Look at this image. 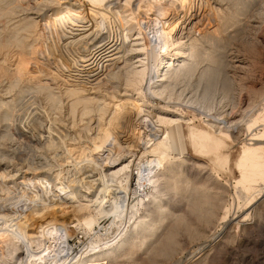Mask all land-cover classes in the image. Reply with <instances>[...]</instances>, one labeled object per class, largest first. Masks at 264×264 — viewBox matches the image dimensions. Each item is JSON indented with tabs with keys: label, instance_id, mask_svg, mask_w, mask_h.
Listing matches in <instances>:
<instances>
[{
	"label": "bare ground",
	"instance_id": "bare-ground-1",
	"mask_svg": "<svg viewBox=\"0 0 264 264\" xmlns=\"http://www.w3.org/2000/svg\"><path fill=\"white\" fill-rule=\"evenodd\" d=\"M10 1L0 0V7L5 9L3 4ZM14 2L16 13L25 12L19 19L17 15L11 29L17 25V34L22 29L29 37H40L50 23L62 35L65 59L72 57L78 64L65 73L69 79H62L57 95L51 91L53 83L47 85L53 78L44 74L51 79L45 86L38 83L39 78L26 88L46 94L51 101L43 104L46 134L34 135L42 140V148L52 152L57 146L49 143L71 129L79 138L68 139L67 151L60 150L58 158L69 156L78 162L68 173L67 168L63 182L56 185L61 173L50 175L49 161L42 163L45 167L40 165L46 170L28 165L17 177V171L10 172L13 180L26 182L15 197L9 196L15 188L7 184L8 171H0V264H160L183 250L182 235L190 243L200 240L184 262L197 264L219 239H233L222 227L232 213L238 212V220L244 222L264 215V197L257 190L264 164V77L261 81L255 77L256 83L247 85L240 74L255 73L258 63L255 31L259 30L254 29L263 20V8L256 7L259 0H196L186 9L181 8L183 0ZM247 3L256 9L248 12ZM11 5L8 8L14 13ZM4 9L0 13L8 15ZM252 9L253 16L247 18ZM114 29L113 37L107 39ZM21 36L17 42L24 50L28 39ZM35 36L31 43L38 42ZM12 39L16 41L14 35ZM11 85L4 86V93ZM18 92L8 99L3 97L7 93L0 95L1 137H11L9 126L20 114ZM56 125L63 130L52 129ZM49 138L54 140L48 142ZM65 160L62 164L68 163ZM81 162L91 166L82 170L77 167ZM193 166L206 174L203 180L190 178L188 170ZM101 176L137 195L132 204L122 200L126 208L119 209L114 225L110 222L103 233L94 227L100 220L102 200L95 203L86 189L77 193L84 185L90 189ZM16 200L26 203L13 205ZM35 200H39L40 215ZM179 203H184L183 208ZM68 209L72 213L65 216ZM73 239L86 244L81 251H74ZM137 256H143L142 261Z\"/></svg>",
	"mask_w": 264,
	"mask_h": 264
},
{
	"label": "rangeland",
	"instance_id": "rangeland-1",
	"mask_svg": "<svg viewBox=\"0 0 264 264\" xmlns=\"http://www.w3.org/2000/svg\"><path fill=\"white\" fill-rule=\"evenodd\" d=\"M15 0H11L10 2H8V5H11L13 2H14ZM32 0H30V2H31ZM190 1V2H189ZM189 1H185V0H183V2L181 3V8L182 9H186V7H187V4L188 3H190V5L191 4H193L194 5V3L196 4V0H189ZM243 2H245L246 0H242ZM260 2H257L256 3V7L257 6H260L261 8H263V20H262V22L264 23V4L262 3V1L261 0H259ZM15 4H16V2H14ZM12 4L11 6L13 7V10H14V13H15V15H14V13L12 12V9H10V8H8V7H10V6H8V5H6V4H3V5H5V6H7L6 8H8V9H4V7H0V10H1V8H2V10L4 9L5 11H7V12H5L6 14H8V15H2L1 13V15L0 16H2L1 18H0V28H3V29H0V37H3V39H7V42L9 41V40H12V41H10V43L8 42H6L5 43V41L2 39V40H0V64H1V66L3 65V66H5V67H1L0 68V89L1 88H3V89H1L0 90V95H2V94H5V93H7V95L5 94L3 97L5 98H11V97H15L16 96V94H17V92L18 93H20L21 94V96H19V100H18V105L20 106V107H18L19 109H18V113H20V114H16L17 116H14L13 117V120L11 121V125L9 126V132L12 134L11 135V137H1L0 136V171H2V170H4L5 169V171H8V172H6V173H9V176H10V178H8V176H7V178H6V180H8L7 181V184L9 185V187H11V188H15V189H13L12 190V192H10V197H15L16 196V194H19L17 191H21V190H24V188H25V185H26V182L24 181V179H21V178H19V179H21V181L19 180V179H16V180H13L14 178H13V176H11L10 175V172H12L11 174L12 175H14V173L16 174V177L17 176H19L20 174H21V172H24L25 170H28L27 168V166L28 165H30V166H32V165H37L36 167L35 166H32V167H29V168H31V169H36V170H39V171H42V170H46L45 168H43L42 169V167H45L46 165L45 164H47L48 163V161H49V163L47 164L48 166H47V168H49V169H47L48 170V173L50 174V175H53L54 173H56L57 171L59 172V173H61L60 175H59V178H58V180H57V182L55 183V185L56 184H59V183H61V182H63V181H61L60 179L62 178V176H66L67 175V173L70 171V170H72L73 168L72 167H74L75 165H76V162H78V161H76L77 159H74V158H72V157H70L69 158V156H66V157H63L62 159H61V157H59L58 158V156H61L62 155V153L60 152V150H62V152H63V149H64V151H67V149H66V147H67V145L69 144V142L70 141H68V139L69 140H74L75 138H79V137H77L78 136V133L77 132H75V133H73V131H70L71 129H69V131L67 130L66 131V134H65V136L63 137V138H58L57 140H54V138H51V139H53L54 141H57V142H51L50 140V138H49V141L48 142H51V143H49V145L51 144V145H54L55 144V146H59L58 148L57 147H55L54 148V153H53V151L51 152V150H48V149H45V148H42L43 146H42V144H41V142H42V140L40 139V140H38V138L36 137V136H34V135H45L46 134V132H45V126H46V124H48V122H47V120L45 119V116L44 115H46V113L47 112H45V110H46V106H44L43 104H45L46 103V101H47V103H50L51 101H49L48 100V97L46 96V94H41V92H38L37 93V91H35L33 88H31V90H27V89H30V88H27V86L28 87H33V85L32 84H34V82H37L38 80L37 79H39V81H38V83H42L43 84V86H45L44 84H46L47 82H48V80L50 81L51 79H47V77L49 78H53L50 82H48V84L47 85H49V86H51L52 85V83H53V85L51 86V91L52 92H55V94L57 95L58 94V92L60 91V90H62V84L61 83H63L62 81V79H66V80H68L67 78H66V75H65V73L69 70V69H72V67L75 65V64H77L76 62H75V60L74 59H72V57H67L66 59L67 60H69V61H67L66 59H65V57H64V55H63V52H62V48H63V44H64V42L62 41L63 39H62V35L60 36L59 34V32L57 31V30H55V28L53 27V26H51L50 25V23H48L47 24V26H45V29H43L41 32L42 33H45V34H42L40 37H39V35H37V36H35V38H36V40L35 41H37L38 40V42H34V43H36V45H33L34 43H31L32 42V38L34 39V36L32 35L31 37H29V36H27L28 35V32H24V30L23 31H21L19 28L17 29V30H20V33H21V35H22V33H23V37H24V39L25 38H27L28 40H26V43H27V45H26V48L23 50L22 48H24V46L23 45H19V43L17 42V37L19 36H21V35H19V34H17L16 32H15V28H17L16 26L17 25H15V27H13L14 29H11V27L12 26H14L13 24H16L15 22H16V20H17V15H18V19L22 16V14L25 12V11H21V12H18V13H16L17 11H16V7L15 6H13V5H15V4ZM32 3V2H31ZM30 3V4H31ZM186 3V4H185ZM248 3L249 4H253V3H251V1L249 2L248 1ZM247 3V4H248ZM28 4H29V2H28ZM248 4V7H246L247 9V11L249 12V10L248 9H250L251 10V8H253L254 10L256 9V8H254L255 6L254 5H249ZM259 4H261V5H259ZM251 6H253V7H251ZM11 7V8H12ZM184 7V8H183ZM15 8V9H14ZM252 9V11H250V13H248L247 12V18H248V16H250V15H252L253 14V12H254V10ZM31 11V10H30ZM13 13V15H12V13ZM2 13H4V11H2ZM4 13V14H5ZM11 14V15H10ZM21 14V15H20ZM249 14V15H248ZM5 16V17H4ZM14 16V17H13ZM253 16V15H252ZM252 16H251V18H252ZM10 17V18H9ZM4 18V19H3ZM8 18V19H7ZM2 19V20H1ZM253 19V18H252ZM251 19V20H252ZM5 20V21H4ZM9 20H13V22L12 21H9ZM15 20V21H14ZM4 22V23H3ZM8 22V23H7ZM260 23L261 25H259V28H256V29H254V31L255 30H259V31H263V32H261V33H263L264 34V24L263 23ZM7 23V24H6ZM250 23V22H249ZM248 23V24H249ZM252 24H253V21L251 22ZM1 24H4V27H3V25H1ZM6 25H9V26H6ZM250 25V24H249ZM6 26V27H5ZM19 27V26H18ZM52 27V28H51ZM260 27L262 28V30H260ZM5 28V29H4ZM6 28H8V29H6ZM5 30V31H4ZM7 30V31H6ZM10 30V32H8ZM12 30V31H11ZM26 31V30H25ZM56 31V33L55 34H53L54 32ZM114 31H115V29L114 30H112V31H110L111 32V34L109 33L107 36V39L108 38H110V36L111 37H113V35H114ZM259 31H255V37H256V39L257 38H259V39H257V41H259V46L256 44L255 46H256V48H257V50H260V51H258V55H257V62L258 63H256V70H255V73H253V74H248L249 73V71H243L242 73H240L241 74V76H242V78L244 77V82L247 84V85H253V84H255L256 82V78L259 80V81H261V78L263 79V77H264V36H263V34L261 35V33L259 32ZM3 32L5 33V34H3ZM7 32H8V34L9 35H7ZM19 32V31H18ZM49 32V33H48ZM257 32H259L258 33V35H257ZM15 33H16V35L17 36H15ZM27 33V34H26ZM116 33V32H115ZM53 34V35H52ZM4 35H5V37H7V38H5L4 37ZM13 35H14V37H16V41H13ZM24 35H26V36H24ZM59 35V37H57V36ZM21 36V37H22ZM39 37V38H38ZM44 37V38H43ZM263 37V38H262ZM46 38V39H45ZM53 38V39H52ZM261 38H262V40H261ZM39 40H41L40 41V43H39ZM49 40V41H48ZM58 40V41H57ZM261 40V41H260ZM1 41H4V43H1ZM53 44H52V43ZM63 42V43H62ZM15 43V44H14ZM29 44V45H28ZM21 46H22V48H21ZM31 46L33 47V49H32V51L28 48V47H30L31 48ZM60 46V47H59ZM17 47H18V49H17ZM19 47L22 49V50H20L19 51ZM36 47V48H35ZM35 48V49H34ZM47 49V50H46ZM56 49V50H55ZM25 51V52H24ZM19 52V53H18ZM23 52V53H22ZM30 52H32L31 53V55H30ZM61 52V53H60ZM261 52V53H260ZM9 53V54H8ZM24 54L23 56H20V55H22V54ZM35 53V54H34ZM260 53V54H259ZM19 54V55H18ZM26 54V55H25ZM61 54V55H60ZM30 55V57H28ZM259 56V57H258ZM21 57H22V59H21ZM25 57H26V59H25ZM27 57L29 58V60L27 59ZM63 57V58H62ZM23 58L25 59V60H27V61H23ZM32 59V60H31ZM60 59H63V61L62 60H60ZM259 59H260V61H259ZM18 60H22V62H20V61H18ZM31 60V61H30ZM37 60V61H36ZM46 60V61H45ZM65 60L67 61V62H65ZM72 60V61H71ZM74 60V61H73ZM34 62V63H33ZM36 62V63H35ZM24 63V64H23ZM38 63V64H37ZM64 63H66V64H64ZM69 63H71V64H69ZM23 64V65H22ZM21 65V66H20ZM35 65V66H34ZM64 65H66V66H64ZM78 65V64H77ZM46 66V67H45ZM22 67V68H21ZM67 67V68H66ZM38 68H40V69H38ZM41 68H43V69H41ZM47 68H48V70H47ZM74 68V67H73ZM6 71H5V70ZM20 69V70H19ZM25 69V70H24ZM49 69H52V70H50L49 71ZM1 70H4L3 72L1 71ZM15 70V71H14ZM19 70V71H18ZM24 70V72H21V71H23ZM30 70H32V71H30ZM29 71H30V74H29ZM41 71V72H40ZM259 71V72H258ZM13 72H16V73H13ZM36 74H35V73ZM2 73H4V74H2ZM12 73V74H11ZM18 73V74H17ZM23 73V74H22ZM32 73H34V74H32ZM14 74H16V75H14ZM22 75V77H21V75ZM40 74H41V76H40ZM47 76L46 78H45V76ZM47 74V75H46ZM53 74V75H52ZM4 75V76H3ZM10 75V76H9ZM24 75H26L25 76V78L26 79H28V80H26V79H24ZM28 75H30V78H31V80H29L30 78L28 77ZM35 75V76H34ZM38 75H39V77H38ZM54 75H56V76H54ZM256 75V76H255ZM12 76H14L13 78H14V81H13V78H12ZM36 77V78H33V77ZM263 76V77H262ZM9 77H11L12 79H10ZM44 77V78H43ZM56 77V78H55ZM256 77V78H255ZM33 78V79H32ZM42 78H43V81H42ZM55 78V79H54ZM2 79V80H1ZM35 79H36V81H35ZM45 79H47V80H45ZM59 79V80H58ZM11 80V81H10ZM15 80H17V81H15ZM18 80H20V81H18ZM32 81V82H31ZM41 81V82H40ZM21 82V83H20ZM55 82V83H54ZM61 82V83H60ZM11 83H12V85H11ZM17 83V84H16ZM57 83V84H56ZM8 84V85H7ZM20 84V85H19ZM31 84V85H30ZM41 84V85H42ZM12 86L11 87V89L9 88L8 90H7V92H5L4 93V86ZM30 85V86H29ZM20 86V87H19ZM22 86V87H21ZM5 87V88H6ZM27 88V89H26ZM61 88V89H60ZM22 89V90H21ZM54 90V91H53ZM3 92V93H2ZM11 92V93H10ZM22 92V93H21ZM24 93V94H23ZM23 94V95H22ZM54 94V95H55ZM12 95V96H11ZM42 96H45V97H42ZM1 97V96H0ZM45 98V100H43ZM52 97H50V99H51ZM21 100V101H20ZM52 100V99H51ZM45 101V102H44ZM62 101H64L65 103H63ZM66 99L64 100V98L61 100V105H62V107H64L65 105H66ZM24 104V105H23ZM24 107H26V108H24ZM31 108V109H30ZM22 109V110H21ZM24 109H26V110H24ZM63 109V113H64V108H62ZM42 111H44V113L42 112ZM39 113V114H38ZM22 114V115H21ZM44 114V115H43ZM19 116H21V117H19ZM16 117V118H15ZM24 117V118H23ZM26 117V118H25ZM188 117H190L189 115H188ZM29 119V120H28ZM17 120V121H16ZM22 121V122H21ZM17 124H18V126H17ZM25 124V125H24ZM3 126H2V123L0 122V134H2V130H3V128H2ZM49 127H52L51 125H49ZM59 128L58 130H60V131H62L63 130V128H62V126H58V125H56L55 127H53L52 129H54V128ZM56 128V129H57ZM33 129V130H32ZM82 129V128H81ZM55 130V129H54ZM53 131V130H52ZM38 132V133H37ZM54 132V131H53ZM62 133V132H61ZM71 133H72V136H73V139H71ZM77 133V134H76ZM152 134V133H151ZM27 135V136H26ZM81 135V134H80ZM153 135V134H152ZM13 137V138H12ZM3 138V139H2ZM37 140H36V139ZM47 138V137H46ZM5 139V140H4ZM56 139V138H55ZM59 139H62V140H59ZM64 139V140H63ZM36 140V141H35ZM65 140H67V141H65ZM76 140V139H75ZM3 142V143H2ZM34 142V143H33ZM37 142V143H36ZM60 142H62V143H60ZM31 144V145H30ZM37 144H39V145H37ZM58 144H62V145H58ZM64 144V145H63ZM66 146V147H65ZM14 148V149H13ZM57 148V149H56ZM37 149V150H36ZM12 150H14V151H12ZM40 150V151H39ZM22 151V152H21ZM50 151V152H49ZM2 152L3 153H6V154H2ZM263 152V151H262ZM60 153V154H59ZM65 153V155H67L66 153L67 152H64ZM63 153V154H64ZM2 154V155H1ZM55 154V155H54ZM4 155V156H3ZM6 155V156H5ZM51 155H54V156H51ZM259 155H261V154H258V155H256V156H259ZM45 157H47V158H45ZM52 157V158H51ZM28 158V159H27ZM65 158H68V159H70V160H65ZM51 160V161H50ZM55 160V161H54ZM65 160V162H68V163H64V164H62L63 163V161ZM96 160H98V159H96ZM46 161V162H45ZM69 161H71V162H73V163H70ZM74 161H76V162H74ZM24 162H26V163H24ZM57 162L58 163H60L59 165L57 164ZM93 162H96V161H93ZM28 163V164H27ZM42 163H45V164H42ZM52 164V165H49V164ZM264 163V162H263ZM39 164V165H38ZM55 164V165H54ZM75 164V165H74ZM92 164H95V165H97V166H95L94 165V167H97V168H99V167H101V165H98V162H96V163H92ZM42 167H41V166ZM71 165V166H70ZM84 165V166H83ZM50 166V167H49ZM87 166H88V168H87ZM91 165L88 163H85V164H83V162H81V164H79V166H77V167H85V169H89V167H90ZM264 164H261V171H262V176H263V178H261V186L259 187V189H257V190H259V194H260V198H262V195H263V197H264ZM5 167V168H4ZM35 167V168H34ZM39 167H40V169H39ZM8 168V169H7ZM18 168V169H17ZM53 168V169H52ZM64 168V169H63ZM67 168H68V170H67ZM70 168H72V169H70ZM92 168V167H91ZM50 169H52V170H50ZM100 169V168H99ZM64 171V172H61V171ZM66 170H67V173H66ZM82 170H83V168H82ZM81 170V171H82ZM194 170V171H193ZM21 171V172H20ZM192 171H193V174H192ZM19 173V174H18ZM66 173V174H65ZM188 173L189 174H191L190 175V178L191 179H193V180H196V179H194L195 178V176L197 177V180H203V175L205 176L206 174L205 173H203L200 169H198L197 168V166H193L191 169H189L188 170ZM196 173V174H195ZM63 174H65V175H63ZM199 174V175H198ZM255 175H257L256 173H254ZM8 175V174H7ZM192 176V177H191ZM193 176H194V178H193ZM101 177H102V179H101ZM101 177H98V179H100V180H96L95 181V183L93 184V186H91V188L90 189H88V188H84V186L83 187H80L78 190H77V193L79 194V193H83L84 191H82V189H86V191L89 193V197L91 198V199H93L94 201H95V203L97 202L98 204H99V202L102 200V202H100L101 204H99V209H98V212H100L99 213V218H100V220L99 221H97V224L94 226L95 227V229H96V231L97 230H100L102 233H103V230L102 229H104V228H109L111 225H112V223H113V225H114V222H112V220L114 219V217L113 216H116V213H118V211H119V209H122V208H124L125 206H124V202L125 203H127L128 201V203L129 204H132V201H133V203H134V201H136L135 199H136V197H137V195H134V194H132V192L130 191H128V189H123V188H118L117 187V183H115V182H112V181H110V180H108V179H104L105 177L104 176H101ZM104 177V178H103ZM200 177V178H199ZM13 178V179H12ZM124 178V177H123ZM202 178V179H201ZM11 179L13 180V181H11ZM18 181H20V182H18ZM60 181V182H59ZM105 181V182H104ZM108 181V182H107ZM109 181H110V183H109ZM126 181V180H125ZM11 182V183H10ZM14 182V183H13ZM18 182L19 184H16V183ZM23 182V183H22ZM100 182H102L101 184H100ZM105 183V185H103ZM108 183V184H107ZM114 183V184H113ZM124 183V181L122 182V184ZM98 184V185H97ZM99 184H100V186H99ZM113 186H112V185ZM16 185H18V186H16ZM20 185V186H19ZM114 185H116V186H114ZM20 187V188H19ZM22 187H24L23 189H22ZM86 187V186H85ZM103 187H104V189H106L107 187H109V188H107L106 190H107V192L105 193V191L106 190H104L103 189ZM97 188V189H96ZM98 188H100V189H98ZM116 188V189H115ZM95 189V190H94ZM111 189H113V191H111ZM115 189V190H114ZM121 189V190H120ZM103 190V191H102ZM85 191V192H86ZM90 191H92L91 193H90ZM120 191H122V192H120ZM125 191V193H123ZM260 191H262V192H260ZM100 192V193H99ZM15 193V194H14ZM107 193H109V194H107ZM121 193H122V195H124V196H122L121 195ZM100 196H99V195ZM105 194V195H104ZM113 194V195H112ZM130 194V195H129ZM131 194L132 195H134V197H131ZM11 195H13V196H11ZM103 195V196H102ZM109 195V196H108ZM120 195V196H119ZM128 195V196H127ZM78 196V195H77ZM118 196V197H117ZM122 196V197H121ZM97 197H99L100 199H97ZM120 197H121V200H119L120 199ZM128 197V198H127ZM97 200H96V199ZM127 198V199H126ZM109 199H111V200H109ZM127 200V202L125 201V200ZM116 200V201H115ZM124 202H123V201ZM119 201H121V202H119ZM14 202V204L13 205H16L17 203L18 204H24V203H26V201L25 200H16V201H13ZM37 202H39V200L37 201V200H35V202L34 203H36L35 204V208L37 209V214L38 215H40V213H41V211L39 210V208H40V206H39V204L37 203ZM257 202H258V200L256 199V201L254 202L255 204H257ZM105 203V204H104ZM117 203V204H116ZM119 203L121 204V205H119ZM17 204V205H18ZM180 205H179V208H181V206H182V208H183V204L184 203H179ZM102 205V206H101ZM106 205V206H105ZM118 205V207H116L115 208V206H117ZM37 206V207H36ZM101 206V207H100ZM113 206V207H112ZM103 207H104V209H103ZM107 207V208H106ZM106 208V209H105ZM112 208V210L110 211V209ZM126 208V207H125ZM178 208V209H179ZM101 209H102V211H101ZM107 209H109V210H107ZM69 211L68 212H66V214H65V216H69V214H71L72 212L70 211V209H68ZM107 210V211H106ZM113 211H114V213H113ZM40 212V213H39ZM53 215H55L56 213L55 212H51ZM50 213V214H51ZM62 213H64V212H62ZM104 213V214H103ZM107 213V214H106ZM113 213V214H112ZM51 214V215H52ZM112 214V215H111ZM104 215V216H103ZM106 215V216H105ZM108 215V216H107ZM238 215H239V213L238 212H236L235 213V215L233 216V213H232V215H231V217H230V223L228 222L226 225H223L222 227H223V229L224 230H226L228 233L230 232V234L229 235H231L232 237H233V239L230 241V240H228L227 239V237L226 238H223V239H219L216 243H215V245L213 246V248H211L210 250H208L204 255H203V257L199 260V262L197 263V264H264V226H261L263 223H264V215H259L257 218H253V219H249V220H247V222L245 221H241V220H238L239 219V217H238ZM72 215H70V217H71ZM69 217V218H70ZM106 217V218H105ZM108 217V218H107ZM112 219H111V218ZM251 217V216H250ZM237 218V219H236ZM111 220V221H110ZM238 220V221H237ZM42 221V220H41ZM116 221V220H115ZM110 222H112V223H110ZM41 223V222H40ZM100 225V226H99ZM231 225H233V226H231ZM104 226H106V227H104ZM107 226H109V227H107ZM225 226V227H224ZM227 226V227H226ZM231 226V227H230ZM231 228H233V229H231ZM77 230V229H76ZM230 230V231H229ZM232 231V232H231ZM75 232H79V231H75ZM184 236L182 235L180 238H179V243H180V246L181 247H183L181 250L182 251H180V252H178L177 254H174L172 257H171V259L169 258V259H166V260H162L161 261V263L160 264H165V263H167V262H169V261H172V260H178L177 258L178 257H180L182 254H184V253H188V255H189V253H190V250H192V249H195V248H197V246L199 245V244H201V242H200V240H199V242L197 243V242H193V241H191V243L188 241V240H186V239H184L183 238ZM183 240V241H182ZM188 241V242H187ZM70 242L73 244V246H74V248H75V250L74 251H81L83 248H84V246L86 245L85 243H80L79 242V240H77V239H73V240H70ZM182 242H184L183 244H181ZM193 244H198V245H193ZM263 244V245H262ZM185 247H184V246ZM192 245V246H191ZM186 255V254H185ZM187 255V256H188ZM137 257H139L138 259H137V261H142V258H143V256H137ZM136 257V258H137ZM135 258V259H136ZM141 258V259H140ZM203 259H205V260H203ZM187 260V257H186V259L183 261V263L182 264H184V262ZM203 261V262H202Z\"/></svg>",
	"mask_w": 264,
	"mask_h": 264
},
{
	"label": "built area",
	"instance_id": "built-area-1",
	"mask_svg": "<svg viewBox=\"0 0 264 264\" xmlns=\"http://www.w3.org/2000/svg\"><path fill=\"white\" fill-rule=\"evenodd\" d=\"M187 255H188V253H184L180 257L177 258L178 260H176V261L172 260V261H169V262H167L165 264H182L183 261L185 260V258L187 257Z\"/></svg>",
	"mask_w": 264,
	"mask_h": 264
}]
</instances>
